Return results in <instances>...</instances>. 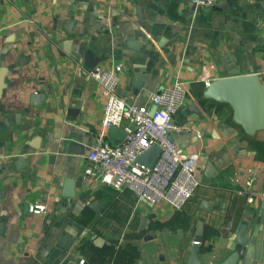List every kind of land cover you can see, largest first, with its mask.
I'll list each match as a JSON object with an SVG mask.
<instances>
[{"label": "crops", "instance_id": "obj_1", "mask_svg": "<svg viewBox=\"0 0 264 264\" xmlns=\"http://www.w3.org/2000/svg\"><path fill=\"white\" fill-rule=\"evenodd\" d=\"M192 6L189 0H0V264H188L201 220L202 264L240 248L234 237L243 222L253 243L239 264H264V130L247 134L232 107L205 98L198 80L231 71L264 78V0H221L195 12ZM88 50L99 56L97 65L123 66L119 91L131 102H148L177 78L187 82L188 102L175 118L192 129L173 140L200 155L201 185L184 208L150 209L129 191L104 185L82 183L75 197L63 195L66 179L82 177L106 108L103 88L89 74ZM138 75H146L145 85L135 94ZM94 199L101 212L89 206ZM37 201L47 204L45 212L29 210ZM150 231L156 237L146 239ZM64 232L76 238L70 249L59 245ZM111 232L128 236L124 247L125 237L115 246L105 235Z\"/></svg>", "mask_w": 264, "mask_h": 264}, {"label": "built area", "instance_id": "obj_2", "mask_svg": "<svg viewBox=\"0 0 264 264\" xmlns=\"http://www.w3.org/2000/svg\"><path fill=\"white\" fill-rule=\"evenodd\" d=\"M189 1L193 6L212 8L221 0ZM122 70L121 64L111 67L96 65L89 70L90 76L103 88L107 102L96 143L86 155L83 186L104 185L118 191L127 190L137 203L150 209L167 204L180 210L201 185L196 174L200 155L186 152L182 145L172 139L174 133L192 129L175 118L188 102L187 82L177 78L160 92L151 94L148 102L138 104L129 101L119 91ZM210 77V72L204 73L198 80L203 81L206 87ZM111 126L125 132L122 142L114 143L108 136ZM197 136L201 137L202 132L198 131ZM153 145H158L160 152L147 173L135 161ZM250 183L251 180L247 181V185ZM245 188L240 190L242 194L249 193ZM248 198L252 200V196ZM29 210L42 213L47 210V204L33 202ZM80 262L85 263V259L82 258Z\"/></svg>", "mask_w": 264, "mask_h": 264}, {"label": "water", "instance_id": "obj_3", "mask_svg": "<svg viewBox=\"0 0 264 264\" xmlns=\"http://www.w3.org/2000/svg\"><path fill=\"white\" fill-rule=\"evenodd\" d=\"M201 10L200 7L192 6V11ZM130 46L136 50L139 48V41H130ZM87 63L94 67L100 61L99 56L95 54L92 50L86 52ZM231 71L229 75L224 77H214L210 80L209 84L204 89V97L207 99H214L218 102L227 103L232 107L233 110V120L240 125L243 130L249 134L254 135L259 130H264V78L260 73H237ZM145 76L138 75L133 82L132 92L139 94L145 85ZM4 76L0 74V89L4 86ZM39 98L37 94H33V98ZM41 102V101H40ZM39 101H35L34 104H40ZM192 109L199 114L202 113L196 104L191 105ZM154 111V109L152 110ZM1 131V128H0ZM108 136L112 139L114 143L122 142L126 136L125 132L116 126H111L108 129ZM173 139V136H172ZM33 145H36L32 142ZM31 144V145H32ZM32 145V146H33ZM34 147V146H33ZM160 152V147L158 145H153L150 149L141 154L135 164L139 165L146 171L150 172L152 169L157 156ZM212 165V164H211ZM210 166V163H209ZM208 166V167H209ZM214 167V166H213ZM82 186V177L77 180L68 178L65 180L63 195L75 197L77 195V188ZM212 202L208 200L203 201V207L206 210L212 208ZM264 205V202L262 203ZM89 206L93 209L101 212L103 209V204L100 200L94 199L89 203ZM146 218L141 222L140 230H145L146 228ZM2 222L0 223L1 226ZM204 222L201 220L197 225L196 237L192 244V248L189 255L188 264H202L200 257V242L202 241ZM247 223L243 222L235 233L234 241L238 243L240 248L231 252L227 258L217 262L216 264H239L243 257H248L250 253L249 246L253 243L246 236ZM145 238H155L156 233L154 231L147 232ZM75 236L64 232L61 234L59 239V245L64 249H70L75 243ZM104 238L99 236L96 239V243L101 245ZM255 254L257 258H260V245L255 246Z\"/></svg>", "mask_w": 264, "mask_h": 264}, {"label": "rangeland", "instance_id": "obj_4", "mask_svg": "<svg viewBox=\"0 0 264 264\" xmlns=\"http://www.w3.org/2000/svg\"><path fill=\"white\" fill-rule=\"evenodd\" d=\"M196 174H197V176L199 177L198 171H197ZM138 204H139V203H138ZM140 205H141V204H140ZM122 233H123V232H122ZM122 233H121V232H120V233H116V232H115V233H112V232H111V233H106L105 235H106L109 239H114V240L116 239L115 246L117 245V242H119L118 239H117V238H119L118 236L121 235V236H122V239H124V237H125V241H124L123 243L120 244L121 247H124V246H125V243H127V241H128L129 239H128V236L126 237L124 234L122 235ZM138 238H139V237H138ZM138 238H135L136 241H137Z\"/></svg>", "mask_w": 264, "mask_h": 264}, {"label": "trees", "instance_id": "obj_5", "mask_svg": "<svg viewBox=\"0 0 264 264\" xmlns=\"http://www.w3.org/2000/svg\"><path fill=\"white\" fill-rule=\"evenodd\" d=\"M200 90H201V92H202L203 88H202V89H200ZM238 127H240V126H238Z\"/></svg>", "mask_w": 264, "mask_h": 264}]
</instances>
